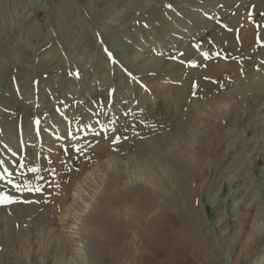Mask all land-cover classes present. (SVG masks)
<instances>
[{"label": "rangeland", "instance_id": "obj_1", "mask_svg": "<svg viewBox=\"0 0 264 264\" xmlns=\"http://www.w3.org/2000/svg\"><path fill=\"white\" fill-rule=\"evenodd\" d=\"M191 2L0 0V148L6 146L4 151L11 148L5 142L9 133L11 137L35 134L37 140L40 136L35 133L37 128L51 135L48 142H38L42 151L39 156L31 152L32 148L27 152L21 149L25 153L18 149L8 152L13 155L14 172L11 183H7L9 186L0 185V196L10 197L11 202L0 203V207L17 205L24 214L25 206H37L53 231L58 232L60 211L53 214V204L58 207L63 204V208L68 205L65 201H71L75 185L109 156L120 153L119 157H126L137 151L139 143L146 138L179 133L184 127L182 123L191 122L182 114L189 111L188 105H202L197 110L200 113L206 98L224 94L244 113V109H252L242 101L244 89L263 92L264 87L250 88L248 80L240 87L233 79L237 72L243 73L241 66L245 63L246 67L255 62L264 64V0H196V5ZM193 8L199 13L189 12ZM191 13L204 15L202 18L214 20V24L202 29L198 37L189 36L184 43L170 47L168 55L153 56L162 59L159 68L138 71L124 60V47L126 52L131 51L135 39H139L140 44L158 47V43L166 41L159 37L166 36V31L178 38L179 32L195 26L197 16ZM172 24L177 28L166 27ZM105 27H109L106 35ZM249 35L252 41L242 40ZM112 36L115 41H111ZM212 58H217L218 63L212 62ZM221 61L236 66L220 72L221 79L219 75L206 74L212 69L211 65L220 68ZM123 77L126 83L119 81ZM140 82L149 89L146 92L157 95L154 104L146 102L136 91ZM178 91L186 92L187 101L183 106L176 103ZM213 104L209 103L206 113L210 112L212 117L208 118L216 120L213 116L218 115L217 108ZM251 107L263 109L260 113H264V100ZM58 118L60 125L55 121ZM247 119L244 116L239 121L236 117L223 130L219 128V134L211 135L210 131V135L204 133L205 136L196 141L201 154L217 149L214 158L219 174L214 178L210 167L206 166L203 171L205 183L214 185L210 195H214L217 188L221 189L214 199L202 193L201 207L198 209L197 205L189 214L193 222L191 235L185 236L174 215L173 228L181 237L162 231L167 242L175 245L181 264H225V255L233 250L229 255L236 264H260L264 258V228H261L264 227V120L262 116L256 121ZM59 126L63 128L61 131L57 130ZM231 126L242 134L246 132V136L236 135L235 146L222 157L229 139L221 146L217 141L225 137ZM208 137L211 143L206 142ZM53 151H57L60 158L48 162ZM102 151L103 156H98L97 152ZM12 158L3 164L12 166L7 163ZM30 168L38 171L31 172ZM234 201H237L235 208ZM220 212L224 217L222 224L216 226ZM44 222H33V250L50 248L49 224ZM5 232L0 227V238ZM113 233L115 239H121L120 232ZM10 235L8 232L4 244L9 245L17 238L9 239ZM128 238L127 248H131L132 241L130 236ZM184 238L195 245L199 241L201 248L186 244ZM116 248L120 245L109 242L104 251L113 255ZM205 248L212 254L209 262L203 259ZM1 249L0 264H25V253L29 249L26 245L15 248L10 254L12 257L9 255L12 248ZM151 258L148 264H171L162 250L159 256ZM106 260L110 262L108 256Z\"/></svg>", "mask_w": 264, "mask_h": 264}, {"label": "bare ground", "instance_id": "obj_2", "mask_svg": "<svg viewBox=\"0 0 264 264\" xmlns=\"http://www.w3.org/2000/svg\"><path fill=\"white\" fill-rule=\"evenodd\" d=\"M191 1V3H194L196 0ZM189 12L199 13L194 8ZM191 14L197 16V18L195 17V26L189 28L187 31L179 32L178 38H175L176 36L174 37L169 31L165 30L166 36L163 35L162 37L160 35L159 37L166 41L158 43V47L156 44H140L138 43L139 39H135L136 44L131 48V51L126 52V47H124L122 51L124 60L132 63L130 65L131 68L138 71L142 68H145L144 72L159 68L162 59L159 60L153 56L160 57L165 54L168 55L170 53V47H177L178 44L184 43L189 36L198 37L203 31L202 29L214 24V20H205L202 18L204 15L200 17L196 13ZM217 16H220V14ZM166 27L173 28L175 24L167 25ZM108 29L109 27L104 28L105 35ZM115 40L112 36L111 41ZM242 40L245 42L252 41V35L246 36ZM195 53L199 56L196 51ZM211 61L218 63L217 58H212ZM245 64L241 66L243 73L240 74L241 72H237L233 79L237 81V85L243 87V82L248 80L250 88L255 86L264 87V64L255 62L249 67H246ZM230 66L236 65L221 61L220 68L211 65L210 67L212 69H209V72L206 74L209 76L219 75L221 79L223 76L220 72L227 71V69H230ZM255 68H259V70L256 71ZM194 72L195 70H192V73ZM119 76L126 75L119 73ZM128 77L132 76L129 75ZM119 81L126 83L125 77ZM144 83L140 82L137 84L136 91L139 95L141 94L143 96L146 102H152L154 104L155 100H157V95L152 96V92H146L145 90L149 91V89L146 88ZM157 86L160 87L159 85ZM243 96L242 101L249 105V108H252L249 110L244 109L246 110L245 113L241 111L239 106L237 107L238 104L234 100L227 98L224 94L206 98L203 104L204 110H201L200 113H197V110L202 105L195 104L188 105L190 107L189 111L182 112L186 118L191 119V122L190 124L189 121L182 123L184 127L181 128L179 133L169 132L159 136H151L141 141L138 150L130 153L129 156L119 157L120 153H117L106 158L97 165L96 170L87 173L84 180L75 185L70 195L71 201H65L66 203L69 202L68 205L64 203L66 206L63 208V204H58L59 207L53 204L52 213L54 214L58 210L60 211L58 217V232L53 231L54 228L50 227L48 219L39 213L37 206H25L24 214L17 205L0 207V227L6 230L4 237L0 238V248H8V250L12 248L9 251L10 255L15 248H22L26 245L29 249L25 253V264H46L49 261H51L50 264H145V262L148 264L152 256H159L161 250L171 264H181V258L174 250L176 248L175 245L167 242V239L162 236V231H171L176 237H181L178 230H174L173 228L172 219L174 215L179 222L181 230L185 231V236L191 235L193 232V222L189 214L197 208V205L198 209L201 207L199 206V199L202 193L206 192L208 199H214L216 194L220 192L221 188H217L215 194L210 195V189L212 190L214 185L205 183L203 171L205 166L210 167L211 174H214V178L217 177L219 174V165L218 167L215 166L214 156L218 151L216 148H212L209 152L201 154L196 144L197 139L199 140V138L205 136L203 135L204 133L210 135V131L211 135L219 134L218 130L220 131L221 128L223 130V127L230 120H236V117L240 121L246 116L251 122L252 120H258L259 116H262L264 120V113H260V110L263 109L251 107L264 100V91L257 92L252 91V89H244ZM121 98L123 99V97ZM186 99V92L178 91L176 93L177 105L183 106L187 101ZM210 102H213V106L217 108L218 115L213 116L216 120L208 118V116L212 117L210 112L206 113L209 111L208 106ZM118 105H121L120 101ZM103 115L106 119L107 115L104 113ZM55 121L59 124L61 119L58 118ZM208 127L211 129L207 130ZM61 128L59 126L57 130L61 131ZM35 130L37 135L40 134L37 140L35 134L32 136L22 134L15 136L16 138L13 134L12 137L10 133L8 134L5 142L9 143L8 145L11 148H6V151H4L6 146L0 148V185L7 184L11 179V173L14 172L13 166L15 164H13V155H8V152L13 153L14 150L17 151L18 149V151L20 150V152L25 153L32 148L31 152L35 156H39L42 151L39 149L40 143L38 142H48L50 140V134L45 131L41 132L37 128ZM227 130L225 137L217 141V145L221 146L226 144L229 139L228 148L222 152V157L229 152L231 147L235 146L236 135L246 136V132L242 134L241 131L236 130L232 126L228 127ZM231 134L233 137H230ZM211 141L209 137L206 140L208 143H211ZM44 147L46 146L44 145ZM23 148L25 152L21 150ZM104 151L101 154L97 152V155H102ZM9 157L12 159L7 163L13 165L5 166L3 163ZM58 158H60L58 152L53 151L52 156L48 157V162L55 161ZM210 163H212V167ZM44 171L42 172L44 173ZM228 174L233 179V175H230L231 173ZM195 182H199V185L196 186ZM7 186L9 185L7 184ZM176 200L178 201L177 206L175 203ZM236 202L234 201L233 208L236 207ZM223 215V212H220L216 226L222 224ZM39 221H46L49 224L47 237L52 239V242L50 243V248L37 247L38 249L33 250L31 240V237L35 234L33 222ZM261 228L263 229L264 227L262 226ZM114 231L120 232L121 239H115L116 235L113 233ZM8 232L11 233L9 239L13 237V240L17 237V240L14 239L12 243L9 241V245L3 242L7 238ZM129 236L132 241L131 248H127ZM183 240L186 244L192 245L194 248H201L199 241L195 245V243L185 238ZM137 241H139L140 245L136 243ZM109 242L113 245H120V248H116V253L113 255L105 253L104 251ZM161 246H165V248H160ZM233 251L225 255V264H236L235 261L232 262L229 255ZM107 256L110 262H107ZM203 259L207 262L212 259V254L207 252V248L203 251ZM155 262L159 263L157 260Z\"/></svg>", "mask_w": 264, "mask_h": 264}, {"label": "snow or ice", "instance_id": "obj_3", "mask_svg": "<svg viewBox=\"0 0 264 264\" xmlns=\"http://www.w3.org/2000/svg\"><path fill=\"white\" fill-rule=\"evenodd\" d=\"M29 171L31 172H37L38 169L36 168H30ZM11 183V181H10ZM5 202H11V198L10 197H5V196H0V203H5Z\"/></svg>", "mask_w": 264, "mask_h": 264}]
</instances>
